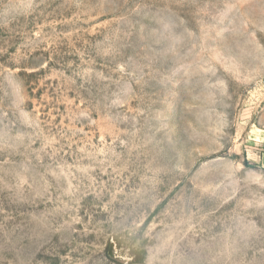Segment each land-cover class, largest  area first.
<instances>
[{
	"label": "rangeland",
	"instance_id": "374dc122",
	"mask_svg": "<svg viewBox=\"0 0 264 264\" xmlns=\"http://www.w3.org/2000/svg\"><path fill=\"white\" fill-rule=\"evenodd\" d=\"M0 264H264V0H0Z\"/></svg>",
	"mask_w": 264,
	"mask_h": 264
}]
</instances>
